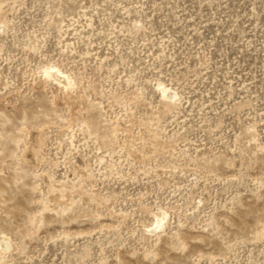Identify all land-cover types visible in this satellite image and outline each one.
I'll list each match as a JSON object with an SVG mask.
<instances>
[{
	"label": "rangeland",
	"instance_id": "374dc122",
	"mask_svg": "<svg viewBox=\"0 0 264 264\" xmlns=\"http://www.w3.org/2000/svg\"><path fill=\"white\" fill-rule=\"evenodd\" d=\"M0 29V264H264V0H0Z\"/></svg>",
	"mask_w": 264,
	"mask_h": 264
},
{
	"label": "bare ground",
	"instance_id": "6f19581e",
	"mask_svg": "<svg viewBox=\"0 0 264 264\" xmlns=\"http://www.w3.org/2000/svg\"><path fill=\"white\" fill-rule=\"evenodd\" d=\"M2 26V25H1ZM1 30V29H0ZM47 75H48V78L50 79V80H54V81H56V82H58L59 83V85H62V86H64L65 87V90L66 89H68V81H67V79L65 78V76L59 71V70H55V71H52L51 73H47ZM52 78V79H51ZM162 86V85H161ZM160 88V87H159ZM67 91V90H66ZM161 93H163V97H165V98H170V96H173V95H169L168 94V92H167V90H166V88L164 89L163 88V90L161 91ZM174 97V96H173ZM164 99V98H163ZM169 101H170V99H169ZM172 101H173V99H172ZM152 142V141H151ZM154 144V143H153ZM161 146V145H160ZM154 149V148H153ZM91 193V192H90ZM87 195V194H86ZM58 198L60 199V197L58 196ZM65 199V201L66 202H69V196L67 195L66 197H64ZM95 198V197H94ZM99 198V197H98ZM56 199V198H55ZM97 199V198H96ZM88 200V199H87ZM164 221V217H162L161 219H159V217L158 216H156V222H155V225H154V227L151 229V230H149L148 232L149 233H153V232H155V231H157V230H159L160 228H161V225H162V222ZM165 223V222H164ZM154 234V233H153ZM12 243V242H11ZM14 245V244H13ZM10 246V240H9V238L8 237H6V236H0V252H2V251H4V250H6L8 247ZM11 247H13V246H11Z\"/></svg>",
	"mask_w": 264,
	"mask_h": 264
}]
</instances>
